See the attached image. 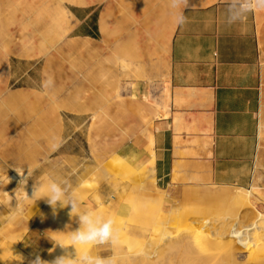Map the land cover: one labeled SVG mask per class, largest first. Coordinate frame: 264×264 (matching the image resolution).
Masks as SVG:
<instances>
[{
  "label": "rangeland",
  "instance_id": "rangeland-1",
  "mask_svg": "<svg viewBox=\"0 0 264 264\" xmlns=\"http://www.w3.org/2000/svg\"><path fill=\"white\" fill-rule=\"evenodd\" d=\"M211 1L189 0L188 6ZM83 2L97 10L90 30L76 29L69 12L70 5H84L81 0H7L0 14V264H31L18 251L28 232L70 243L79 227L71 206L54 211L44 199H29L18 211L35 180L50 176L71 189L80 185L74 190L80 211L91 197L88 210L115 220L118 242L89 245L94 255H116L119 264H264V229L254 237L247 227L259 212L264 218V173L248 189L164 191L151 165L136 169L112 157L128 127L148 120L131 89L142 78L146 47L158 48L153 59L165 61L176 26L168 0ZM48 77L55 86L44 94L40 84ZM53 135L63 141L56 151L49 148ZM28 168L33 173L25 189L21 175ZM247 190L243 201L234 199ZM67 251L74 253L71 246ZM64 254L56 245L42 260Z\"/></svg>",
  "mask_w": 264,
  "mask_h": 264
},
{
  "label": "crops",
  "instance_id": "crops-1",
  "mask_svg": "<svg viewBox=\"0 0 264 264\" xmlns=\"http://www.w3.org/2000/svg\"><path fill=\"white\" fill-rule=\"evenodd\" d=\"M6 1L0 0V14ZM227 4L213 0L186 7L187 23L175 26L164 62L153 59L155 46L144 49L148 60L131 94L143 100L148 120L128 127L112 157L144 168L151 144L159 190L248 189L264 173V11L228 25ZM69 12L76 29L90 30L96 21L92 4L70 5ZM92 202L90 197L81 206L91 209ZM53 243L48 235L28 232L18 251L30 261L42 259Z\"/></svg>",
  "mask_w": 264,
  "mask_h": 264
},
{
  "label": "clouds",
  "instance_id": "clouds-1",
  "mask_svg": "<svg viewBox=\"0 0 264 264\" xmlns=\"http://www.w3.org/2000/svg\"><path fill=\"white\" fill-rule=\"evenodd\" d=\"M189 0H168V6L172 14L174 24L179 28L187 23V17L184 14V9L188 7ZM257 11H264V0H228L226 7V23L233 25L246 20L249 14ZM55 86L53 78L48 77L40 84V89L44 94H48ZM62 138L55 135L51 137L49 148L51 151H56L62 144ZM20 173L21 170H16ZM33 170L27 169V176L22 179L25 184L32 177ZM31 197L26 195L25 200L18 205V211H23V206L26 200H41L44 199L53 208L57 206L63 208L71 206L70 215L77 214V222L79 227L72 231L68 240L70 243L65 244L62 241H56L54 246L58 245L65 249V254L56 257L53 261H45L39 255L31 261V264H119V257L116 255L110 257H102L94 255L88 248L89 245H104L112 243L115 245L118 242L119 234L115 229V220L105 216L94 210L80 211V198L76 192L70 188L68 181L48 177L46 180H35ZM24 184V185H25ZM71 246L74 253L68 252L67 249Z\"/></svg>",
  "mask_w": 264,
  "mask_h": 264
},
{
  "label": "bare ground",
  "instance_id": "bare-ground-1",
  "mask_svg": "<svg viewBox=\"0 0 264 264\" xmlns=\"http://www.w3.org/2000/svg\"><path fill=\"white\" fill-rule=\"evenodd\" d=\"M127 66V65H126ZM125 68V67H124ZM147 150L150 152V154H151V159H150V161H149V165H151V166H153L154 165V160H155V154H154V151H153V148L151 147V144H150V146L149 147H147ZM120 159V158H119ZM118 159V160H119ZM121 160H123V159H121ZM148 162V161H147ZM146 163V162H145ZM124 164V163H123ZM122 164V165H123ZM125 165V164H124ZM150 168V167H149ZM145 169V168H144ZM146 170V169H145ZM21 179H24L25 177H24V175H21ZM24 184H25V182H24ZM30 184L29 183H26L25 184V189L26 188H28V186H29ZM135 186V185H134ZM136 187H137V185H136ZM23 189V188H22ZM242 191H244V190H242ZM250 190H247L246 191V193L245 194H243V193H239L238 195H236L235 196V198L234 199H237V201L239 200L240 202H241V200L243 201V199H244V196H246V197H248V195H249V192ZM198 192V191H197ZM207 192V191H206ZM205 192V193H206ZM208 192H210V191H208ZM160 192H158V194H159ZM193 193V195H194V192H192ZM196 193V192H195ZM204 193V192H203ZM207 194V193H206ZM209 195V194H208ZM198 196V195H197ZM199 198L201 199V198H204V195L203 194H201V195H199ZM23 212V211H22ZM21 212V213H22ZM263 214L262 213H258V217H257V219L255 220V222H253L252 224L250 223V225L249 226H247L249 229H248V233H250V235H253L254 237H255V235H260V234H262L261 232L263 231V229H264V218H263V216H262ZM235 219H237V217L235 218ZM222 221V220H221ZM247 221V220H246ZM215 222V221H214ZM205 223V222H204ZM210 223V222H209ZM209 223H205L204 224V226H210L209 225ZM219 223V222H218ZM220 224V223H219ZM212 229H213V227H212ZM228 230V229H227ZM226 230V231H227ZM202 230H198V231H196V234H195V236L198 238V243L199 244H201L202 242H203V240L204 239H206V237H205V235H203L202 234ZM224 234V233H223ZM205 237V238H203V236ZM212 236V235H211ZM167 237V235L166 234H164L163 235V238H166ZM169 238V237H168ZM208 239V238H207ZM130 241V240H129ZM129 241L127 242V243H129ZM163 241V240H162ZM213 241V240H212ZM204 243V242H203ZM206 243V242H205ZM211 244V243H210ZM227 255L226 256H228L229 254L228 253H226ZM125 256V255H124ZM125 258V257H124ZM122 259V258H121ZM131 261V260H130ZM134 261V260H133ZM150 261V260H149ZM120 262V261H119ZM122 262V261H121ZM148 262V261H147ZM149 263V262H148ZM126 264V263H125ZM131 264V263H130Z\"/></svg>",
  "mask_w": 264,
  "mask_h": 264
}]
</instances>
